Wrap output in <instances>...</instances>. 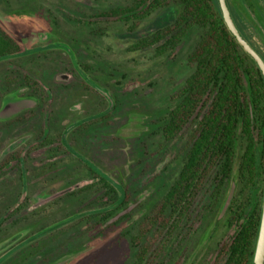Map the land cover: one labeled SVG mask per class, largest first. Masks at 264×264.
I'll return each mask as SVG.
<instances>
[{
    "label": "rangeland",
    "instance_id": "rangeland-1",
    "mask_svg": "<svg viewBox=\"0 0 264 264\" xmlns=\"http://www.w3.org/2000/svg\"><path fill=\"white\" fill-rule=\"evenodd\" d=\"M138 1L0 0V28L22 51L0 59V264H132L129 233L158 205L189 145V124L170 140L162 127L200 34L189 29L162 55L136 48L175 13L174 4L144 12ZM230 3L264 56V0ZM114 8L136 15H104ZM98 174L126 200L106 222ZM217 183L207 178L177 227L153 228L143 264L223 262L239 187L229 179L214 200Z\"/></svg>",
    "mask_w": 264,
    "mask_h": 264
},
{
    "label": "trees",
    "instance_id": "trees-1",
    "mask_svg": "<svg viewBox=\"0 0 264 264\" xmlns=\"http://www.w3.org/2000/svg\"><path fill=\"white\" fill-rule=\"evenodd\" d=\"M139 3L144 12L174 4L175 13L171 24L137 41L136 48L156 45V53L162 55L174 49L189 29L196 28L200 34L186 57L191 72L176 91V104L162 127L164 138L170 140L189 124V145L176 178L156 210L136 223L129 233V244L134 250L132 264L147 260L153 228L171 231L187 218L197 193L211 175L218 180L213 189L214 200L229 179L233 178L239 187L227 209L228 222H234L236 227L220 250L221 264H251L264 188V78L253 59L229 33L216 0H140ZM135 11V8H114L104 15L128 20L136 15ZM21 53L17 42L0 28V59ZM26 79L25 84L32 85L33 80ZM239 147L241 152L237 156ZM97 176L109 199L98 212L106 222L124 208L126 200L108 178ZM244 191L248 194L238 200Z\"/></svg>",
    "mask_w": 264,
    "mask_h": 264
},
{
    "label": "water",
    "instance_id": "water-1",
    "mask_svg": "<svg viewBox=\"0 0 264 264\" xmlns=\"http://www.w3.org/2000/svg\"><path fill=\"white\" fill-rule=\"evenodd\" d=\"M217 2L220 9L221 17L229 33L235 38L236 42L241 46L244 52L253 59L264 78V58L260 55L256 48L245 38V36L238 28L236 22L234 21L231 15L227 0H217ZM231 195L232 191L230 193V196L226 199L223 209L227 207ZM251 264H264V188L261 201L258 231L255 246L253 249Z\"/></svg>",
    "mask_w": 264,
    "mask_h": 264
},
{
    "label": "flooded vegetation",
    "instance_id": "flooded-vegetation-1",
    "mask_svg": "<svg viewBox=\"0 0 264 264\" xmlns=\"http://www.w3.org/2000/svg\"><path fill=\"white\" fill-rule=\"evenodd\" d=\"M216 2H217V0H216ZM227 3H228V6H229V9H230V12H231V15H232L233 19H234V21L237 23L236 17H235V15H234L233 10H232V7H231L230 0H227ZM217 5H218V2H217ZM218 7H219V6H218ZM220 14H221V13H220Z\"/></svg>",
    "mask_w": 264,
    "mask_h": 264
}]
</instances>
